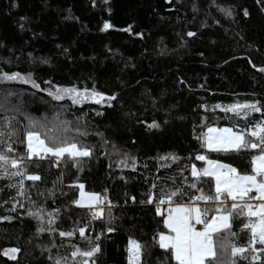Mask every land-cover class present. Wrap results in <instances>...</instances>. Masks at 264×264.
<instances>
[{"label":"trees","instance_id":"obj_1","mask_svg":"<svg viewBox=\"0 0 264 264\" xmlns=\"http://www.w3.org/2000/svg\"><path fill=\"white\" fill-rule=\"evenodd\" d=\"M105 22L112 27L104 30ZM261 68L264 0H0V76L31 77L0 79V122L7 132L10 120L17 133L5 135L2 148L10 144L9 157L22 161L0 166V264H128L129 238L143 246L140 264H177L157 243L168 230L157 207L199 203L212 217L217 207L231 206L196 199L216 192L214 177L192 175L193 165L199 171L207 163L195 157L250 174L260 149L210 151L197 137L212 126L250 133L264 121ZM71 87L105 99L74 103L49 95ZM255 102L262 110L247 118L215 107ZM30 128L49 146L67 141L91 155L29 158ZM80 184L104 203L75 204ZM97 209L103 214L94 217ZM247 223L234 214L231 228L214 234L217 258L210 264H264V245L231 254L232 245L249 249ZM96 244L94 257H73ZM10 249L19 250L15 257Z\"/></svg>","mask_w":264,"mask_h":264},{"label":"snow or ice","instance_id":"obj_2","mask_svg":"<svg viewBox=\"0 0 264 264\" xmlns=\"http://www.w3.org/2000/svg\"><path fill=\"white\" fill-rule=\"evenodd\" d=\"M231 15L230 12L227 13ZM247 15V12H245ZM112 25L105 22L103 28L107 30L111 28ZM130 30V29H128ZM189 36L194 35V33L189 32ZM260 71H264L261 68ZM0 79L5 80H23L24 82H29L31 77H22L19 73H13L11 75L4 73L0 76ZM34 87H39L33 82ZM49 95L53 96L54 99L62 100L64 96H71L74 103H81L87 100H95V102H102L105 97L102 93L93 90L84 89L83 91L78 90L75 87L71 88H58L55 92L50 91ZM108 100L115 99V97H108ZM216 108H222L224 112H231L237 116L243 113L244 118H247L251 112H261L262 108L259 102L255 103H245V104H233L229 106L222 107L221 105H216ZM8 131L4 130V123L0 122V166L10 165L13 168H17L21 160L11 158L8 152L13 151L11 145H8L7 151H4L2 146L4 145V136L8 135L12 137L16 135L14 131L11 130V121H7ZM150 127H158L155 123L150 125ZM252 130L250 133H246L244 129L233 131L232 128H213L208 127L206 133H202L197 139L201 140V147H206L210 151H240L244 149H260V153L252 157V170L251 174H239L236 168L230 165H225L215 160L208 159L205 155H197L196 160L207 161V166L200 169H196L195 165L192 166V175L199 177L201 175L207 177H214L216 188L215 196L204 195L203 193L196 197L197 200H215L221 201V195H224L226 199L232 201L230 207H217L214 211L218 215L208 217V210L201 211L198 207H187L178 205L172 208L167 218L164 220V225L169 229V234L163 232L158 233L157 243L159 247L171 252L172 257L177 261V264H210L211 261L216 260V244L213 239L214 234H218L221 231H227L231 228L230 220L232 216L242 215L249 219V223L245 224L243 227L250 231L251 240L249 242V249L242 247H237L232 245L231 254L233 257L237 255H242L248 250L257 251L254 247L255 244L264 245V121L254 122L252 124ZM248 135L256 137L255 142L248 139ZM27 156L31 158L32 156H37L43 158L44 156L51 154L56 157L59 161L66 155L69 158L76 157H88L91 155V151L84 146H79L76 143H71L67 141H61L60 143H53L49 146L45 139L41 138V133L35 131L32 128L27 130ZM47 139H51L48 137ZM161 160L168 159V157H161ZM173 159H176L173 157ZM14 175H21L20 172L14 173ZM259 177V179H258ZM30 180H38V176H28ZM21 181V185H22ZM195 187V185H192ZM79 199L75 200L74 203L78 206L92 207L93 205H99L104 203L106 197H101L99 193L86 192L84 190V185L79 186ZM255 191L256 196L251 195ZM23 193L21 192V195ZM176 195L175 192L168 196V201L171 200V196ZM259 200V203L253 204L251 201ZM152 202L151 199L148 201ZM160 204L166 203L165 200H160ZM224 201H221L223 204ZM255 209V210H254ZM225 213L220 215L219 213ZM30 215H37V218L43 219L38 213H29ZM103 214V210L99 213L93 212V216L97 217ZM157 214H161L159 206L157 207ZM255 217V219H252ZM53 221H49L52 223ZM203 224V230H197L195 225ZM45 229L41 227L39 231H44ZM109 232L114 231L112 228L107 229ZM73 232H61V236L71 237ZM79 234L81 237L85 236V229L80 228ZM234 235V234H233ZM99 237H97V240ZM154 239H156L154 237ZM224 247V245H221ZM143 246L141 243L135 239L129 238L128 241V264H140V258L142 255ZM18 249H12L11 252H18ZM100 251L99 244H96L89 250L82 251L77 248L73 253V257L83 256L86 258H92L96 253ZM259 251L264 252V248L259 249ZM253 259H259L258 256H253ZM59 264V261H57ZM83 264H88V260L85 259ZM94 264V261H93ZM235 264V260L232 261Z\"/></svg>","mask_w":264,"mask_h":264},{"label":"rangeland","instance_id":"obj_3","mask_svg":"<svg viewBox=\"0 0 264 264\" xmlns=\"http://www.w3.org/2000/svg\"><path fill=\"white\" fill-rule=\"evenodd\" d=\"M213 128H217V129H221V128H229V127H216V126H212ZM233 131H235V130H233ZM218 162H220V161H218ZM220 163H223V162H220ZM223 164H225V165H228V164H226V163H223ZM207 166V163H206V165H205V167ZM231 166V165H230ZM233 167V166H232ZM234 168V167H233ZM239 174H248V173H240V172H238ZM251 174V173H250ZM258 179H259V177H258ZM214 180H215V178H214ZM215 188H216V183H215ZM84 190L86 191V192H90V191H87L85 188H84ZM92 193H94V192H92ZM78 199H79V197H78ZM231 201V200H230ZM207 202L209 203V200H207ZM215 202V201H214ZM260 201L258 200L256 203H259ZM215 203H217V204H219L217 201L215 202ZM255 203V204H256ZM178 205H182V206H187V207H198V208H200L201 209V211H202V208H201V205L199 204V203H191V204H187V203H172V202H169L168 204H167V206L166 207H163V206H161L160 207V210H161V212H166V218H167V216H168V213H169V211L172 209V208H175L176 206H178ZM220 205V204H219ZM221 206V205H220ZM84 207H87V206H84ZM92 207H94V208H98V205H93ZM98 211H101V209H97ZM255 210V209H254ZM203 212V211H202ZM220 215H223V214H225V213H223V212H221V213H219ZM215 215H218V213L217 214H215ZM165 218V219H166ZM230 223H231V220H230ZM198 224L197 225H195V227H196V229L197 230H203V228L202 229H198ZM204 227V226H203ZM163 233H165V234H169V229L168 230H166L165 232H163ZM11 250L12 249H10V250H8V252H7V254L10 256V257H15L16 256V254H17V252H15V253H13V252H11Z\"/></svg>","mask_w":264,"mask_h":264},{"label":"built area","instance_id":"obj_4","mask_svg":"<svg viewBox=\"0 0 264 264\" xmlns=\"http://www.w3.org/2000/svg\"><path fill=\"white\" fill-rule=\"evenodd\" d=\"M252 195L253 196H256L257 195V193L255 192V191H253V193H252ZM221 201H224V203L223 204H225V203H228L229 201H230V199H226V197L224 196V195H221ZM221 201H217L220 205H223V204H221ZM209 202H214L213 200H210ZM216 202V201H215ZM199 229H201L202 228V224H198V226H197Z\"/></svg>","mask_w":264,"mask_h":264}]
</instances>
